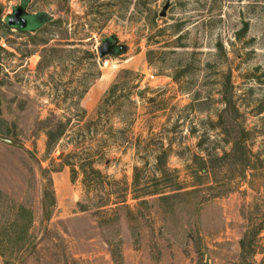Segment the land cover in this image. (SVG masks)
<instances>
[{"label": "rangeland", "instance_id": "rangeland-1", "mask_svg": "<svg viewBox=\"0 0 264 264\" xmlns=\"http://www.w3.org/2000/svg\"><path fill=\"white\" fill-rule=\"evenodd\" d=\"M23 2L35 32L6 22ZM0 138L9 264H264V0H0Z\"/></svg>", "mask_w": 264, "mask_h": 264}, {"label": "trees", "instance_id": "trees-1", "mask_svg": "<svg viewBox=\"0 0 264 264\" xmlns=\"http://www.w3.org/2000/svg\"><path fill=\"white\" fill-rule=\"evenodd\" d=\"M244 31L246 32L247 31V28L246 29H244ZM243 31V32H244ZM244 32V33H245ZM243 34V33H242ZM241 34V35H242ZM183 47V46H182ZM218 48L222 51L223 49H224V47H223V45H222V43H219V45H218ZM226 89H227V91L225 92V94H224V102H225V105L227 104V106H229L230 105V103L229 102H231V98H232V96H233V92H232V89H233V87H232V85H231V81L228 79V81H227V83H226ZM115 89H116V85H113L111 88H110V90L107 92V94L104 96V98H103V100L101 101V103L99 104V106H98V108H97V118H96V120L95 121H92V122H88V123H85V130H89L90 128V126L92 125V124H95V123H100V122H105V123H108V124H111V120H112V117H111V111H109V110H107L106 109V107L108 108V105H109V102L112 100V99H114V97H115ZM111 105H114V103L112 102L111 103ZM85 118H86V112L82 109L81 110V115H80V117H79V121H84L85 120ZM104 118H105V120H104ZM71 123V120L70 119H68V121H67V123L66 124H61L60 125V127H62V130L58 133V134H55L53 131H50V133H49V135H48V137H49V146L51 147V145H53V144H55L62 136H64L65 135V133H66V131H67V129H64V126L66 125H69ZM110 130H113V126H111L110 127ZM105 144H107V143H105ZM105 144H103V145H99L96 149H95V151H93V148L91 149L90 147H88V148H83L82 149V152H83V154L85 155V156H88L87 157V159H84L83 161H81V163L79 164V168H80V171L85 175V176H87L89 173H94V174H96V175H98V176H100L101 175V172L98 170V169H95V167H94V163H95V161H94V159H91V158H94L93 157V154H96V156H99V158H102V156L105 154V153H103L104 152V150H105V148H107V147H109V145L107 146V145H105ZM79 148H82V145H81V147H79ZM242 149L243 148V146L241 145V144H238L237 145V149ZM157 160V163H156V167L158 168V169H160V170H162L161 168H162V166L163 165H165L166 166V164H165V162H162L161 160V158H159V159H156ZM204 169H206L205 167H203V168H201L200 170H204ZM74 172H75V170H73ZM138 168H135V172L137 173V174H135V180H134V186L136 187L137 185H138V182H139V180H138ZM167 168H165V167H163V171H161V175H162V177H163V175L165 174H167ZM162 177H160V178H157L156 179V181H157V183L158 184H160V179L162 178ZM164 180H162L161 181V183L163 182ZM176 184V186H177V183H175ZM157 194H159V193H145V196H154V195H157ZM141 197H135L134 199H136V200H138V199H140ZM162 198V197H161ZM127 202V199H126V197H123V195H122V197H120V198H118V199H116V203H115V205H120V204H123V203H126ZM106 206V205H105ZM103 207V206H102ZM16 247L14 248V249H17V251L19 252V251H22L23 250V248H24V246H25V242H23V241H21V242H18V243H16V245H15ZM8 250H9V246H7L6 247V244H4V243H2L1 241H0V253H1V255H2V257L5 259V261H6V263L7 264H9V262H10V256L8 255Z\"/></svg>", "mask_w": 264, "mask_h": 264}, {"label": "water", "instance_id": "water-1", "mask_svg": "<svg viewBox=\"0 0 264 264\" xmlns=\"http://www.w3.org/2000/svg\"><path fill=\"white\" fill-rule=\"evenodd\" d=\"M170 3H167L160 16L165 17L167 10L169 9ZM44 18V14L31 15L27 12L26 4L23 2L21 5L13 9V13L6 17V22L10 27H15L19 30L31 29L35 32L41 26V21ZM127 52V46L120 44L119 40L115 37H109L105 39L102 46L99 47L98 53L100 58L107 56H121ZM141 95V92L138 93ZM1 142L15 146V143L9 139L0 138ZM21 147V145H17Z\"/></svg>", "mask_w": 264, "mask_h": 264}, {"label": "flooded vegetation", "instance_id": "flooded-vegetation-1", "mask_svg": "<svg viewBox=\"0 0 264 264\" xmlns=\"http://www.w3.org/2000/svg\"><path fill=\"white\" fill-rule=\"evenodd\" d=\"M30 14V13H29Z\"/></svg>", "mask_w": 264, "mask_h": 264}]
</instances>
